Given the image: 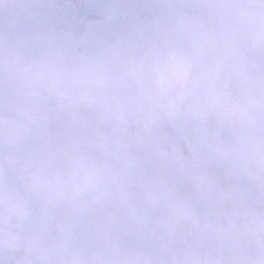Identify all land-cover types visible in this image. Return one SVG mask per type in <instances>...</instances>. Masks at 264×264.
Wrapping results in <instances>:
<instances>
[{"label":"clouds","instance_id":"obj_1","mask_svg":"<svg viewBox=\"0 0 264 264\" xmlns=\"http://www.w3.org/2000/svg\"><path fill=\"white\" fill-rule=\"evenodd\" d=\"M0 264H264V0H0Z\"/></svg>","mask_w":264,"mask_h":264}]
</instances>
